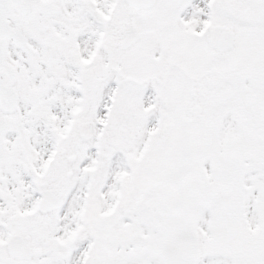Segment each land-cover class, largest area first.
<instances>
[{
    "label": "snow or ice",
    "instance_id": "6c2138e0",
    "mask_svg": "<svg viewBox=\"0 0 264 264\" xmlns=\"http://www.w3.org/2000/svg\"><path fill=\"white\" fill-rule=\"evenodd\" d=\"M0 264H264V0H0Z\"/></svg>",
    "mask_w": 264,
    "mask_h": 264
}]
</instances>
